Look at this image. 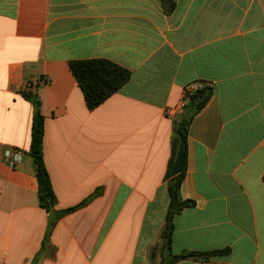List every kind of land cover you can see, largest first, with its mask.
<instances>
[{"label":"crops","instance_id":"crops-1","mask_svg":"<svg viewBox=\"0 0 264 264\" xmlns=\"http://www.w3.org/2000/svg\"><path fill=\"white\" fill-rule=\"evenodd\" d=\"M167 9L163 0H0V158L23 152L15 167L0 161V264H154L173 129L194 83L213 95L190 126L181 196L195 205L175 215L172 250L228 251L176 264H264V0ZM95 58L132 74L90 109L70 62ZM27 87L42 102L55 209L79 206L52 226L29 153Z\"/></svg>","mask_w":264,"mask_h":264},{"label":"trees","instance_id":"trees-1","mask_svg":"<svg viewBox=\"0 0 264 264\" xmlns=\"http://www.w3.org/2000/svg\"><path fill=\"white\" fill-rule=\"evenodd\" d=\"M168 4V11L174 7V0H163ZM70 68L81 87L87 105L94 109L107 100L111 95L120 90L131 78V71L109 59H79L70 62ZM22 95L30 100L34 105V115L32 123V137L29 153L35 164L36 176L39 184V203L51 213L54 219L50 220L51 226L64 214L73 211L79 206L67 209L56 210V194L52 185L49 171L44 161V134L45 117L42 114V102L39 94L32 87L22 90ZM213 95V88L210 86L199 87L190 94L188 103L180 117L175 121L171 144L172 155L169 167L165 176L169 194V206L166 214V223L161 232L160 253L162 256L160 264H176L183 260L208 261L213 256L228 251H184L179 254L173 253L172 239L174 231L175 215L182 212L187 207H192L195 202L191 199H184L181 196V185L187 168V143L191 123L194 117L208 104ZM184 148V169L177 175H172L176 157L181 148ZM264 180V175H263ZM85 203V202H84ZM82 203V204H84ZM81 204V205H82ZM157 255V247L151 249V256Z\"/></svg>","mask_w":264,"mask_h":264},{"label":"built area","instance_id":"built-area-1","mask_svg":"<svg viewBox=\"0 0 264 264\" xmlns=\"http://www.w3.org/2000/svg\"><path fill=\"white\" fill-rule=\"evenodd\" d=\"M199 87H201L199 84L194 83L185 88V97L183 101H181L179 108L184 109V107L188 103L190 94L196 91ZM22 155V150L15 147H10L4 151L3 156L0 158V161L6 162L10 166L15 167L16 164L21 161Z\"/></svg>","mask_w":264,"mask_h":264},{"label":"water","instance_id":"water-1","mask_svg":"<svg viewBox=\"0 0 264 264\" xmlns=\"http://www.w3.org/2000/svg\"><path fill=\"white\" fill-rule=\"evenodd\" d=\"M184 161H185L184 148L182 147L179 150L177 157H176L175 165L172 170L173 176L182 172V170L184 169Z\"/></svg>","mask_w":264,"mask_h":264},{"label":"rangeland","instance_id":"rangeland-1","mask_svg":"<svg viewBox=\"0 0 264 264\" xmlns=\"http://www.w3.org/2000/svg\"><path fill=\"white\" fill-rule=\"evenodd\" d=\"M160 246H161V244H159V245L156 246L157 247V257L156 256L154 257V260H153V263L154 264L157 262V259L160 258V255H161V253H160Z\"/></svg>","mask_w":264,"mask_h":264}]
</instances>
